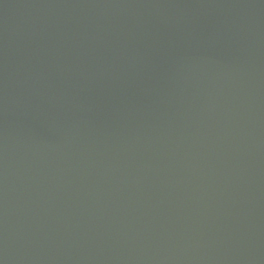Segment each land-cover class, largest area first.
Masks as SVG:
<instances>
[{"label": "water", "instance_id": "95a60500", "mask_svg": "<svg viewBox=\"0 0 264 264\" xmlns=\"http://www.w3.org/2000/svg\"><path fill=\"white\" fill-rule=\"evenodd\" d=\"M0 264H264V0H0Z\"/></svg>", "mask_w": 264, "mask_h": 264}]
</instances>
